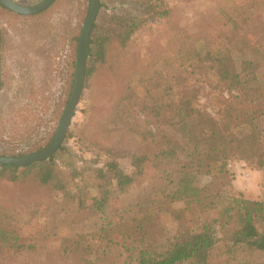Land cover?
Listing matches in <instances>:
<instances>
[{"label": "rangeland", "instance_id": "rangeland-1", "mask_svg": "<svg viewBox=\"0 0 264 264\" xmlns=\"http://www.w3.org/2000/svg\"><path fill=\"white\" fill-rule=\"evenodd\" d=\"M14 1L30 6L42 0ZM161 1L172 9L171 19L200 38V43L203 35L220 36L223 51H231L237 57L244 51L245 56H252L261 64L259 75L264 81V0ZM99 2L96 25H101L107 15L122 13L127 8L115 0ZM89 9V0H55L46 9L30 15L0 8L1 156L44 147L53 139L74 81L78 41L74 46L73 36L79 37ZM234 17L239 28L229 32ZM169 28L170 23L164 21L150 23L132 37L128 51L143 53L148 52L149 46L153 49L166 46ZM230 36H235L231 42ZM108 72L107 68L98 71L88 83L84 77L79 102L61 143L67 146L68 153L55 156L72 194L77 188L94 193L93 185L98 180L91 172L82 179L69 180L72 171L64 167L66 162L83 171L93 163L96 166L115 161L125 173L139 174L131 158L122 151L135 152L139 148L128 132L133 126L141 132L149 129L156 136L169 134L183 146L187 145L180 124L139 114L134 107H129L117 123L114 103L120 85L105 76ZM163 72L166 83L150 92L149 104L178 103L187 94L197 108L218 116L217 100L228 93L212 72L191 77L185 84H178L169 71L163 69ZM127 144H131L129 149ZM106 149L113 155L105 153ZM226 169L233 175L227 189L236 192V186H243L247 196L264 201V168L255 170L242 160L230 159ZM154 173L147 169L112 206L123 208L133 203L157 179ZM181 175V172L175 174L170 191L178 186ZM209 179L200 176L199 185ZM43 190L46 189L0 179V198L13 215L7 224L12 232L8 231L7 235L18 236L11 248H0V264H130L125 248L139 237L132 214L122 220H116L113 211L103 213L102 217L94 216L91 210L80 209L73 195ZM184 205L183 200L172 203L175 208ZM108 221L113 225L103 230L101 225ZM159 223L158 229L164 236L173 235L178 227L167 211L161 210ZM214 230L220 244L226 241L229 229L215 226ZM220 252V248L213 252L211 264L221 261ZM251 257L258 264L264 263L262 252L252 253Z\"/></svg>", "mask_w": 264, "mask_h": 264}, {"label": "trees", "instance_id": "trees-1", "mask_svg": "<svg viewBox=\"0 0 264 264\" xmlns=\"http://www.w3.org/2000/svg\"><path fill=\"white\" fill-rule=\"evenodd\" d=\"M115 1L126 4L127 8L122 13L107 15L101 25L93 23L85 59V83L107 68L109 72L105 76L120 85L114 103L117 123L129 107H134L139 114L180 124L187 145L183 146L169 134L156 136L149 129L141 132L133 126L128 132L139 148L135 152L122 151L131 158L138 175L125 173L115 161L96 166L93 163L83 171L66 162L64 167L72 171L69 180L82 179L87 172L94 175L98 180L93 185L94 193L77 188L79 190L72 194L68 189L55 159L56 155L68 153L63 144L48 159L23 166L0 164V179L73 195L79 208L91 210L94 216L102 217L103 213L113 211L116 220H122L132 214L139 237L125 248L130 264H211L212 254L218 248L221 249L218 264H258L251 254L264 253V201L249 197L242 190L227 189L233 175L226 165L228 160L238 159L252 169L264 168L261 64L252 56H245L244 51L239 57L231 51H223L220 36L203 35L200 43V38L171 19L172 9L161 0ZM0 8L7 9L1 4ZM231 19L233 25L229 32L238 31L237 17ZM156 21L170 23L167 45L154 49L149 46L148 52L143 53L129 52L132 37ZM229 38L231 42L235 36ZM2 41L0 29V50ZM77 41L78 36H73L74 46ZM163 69L169 71L178 84L212 72L228 93L227 97L216 99L218 116L197 108L187 94L178 103L149 104L150 92L166 83ZM2 87L0 80V90ZM49 144L8 156H24L43 150ZM129 146L131 144H127L126 149ZM105 153L113 155L108 149ZM147 169L153 170L157 177L146 187L147 191L123 208L113 207L116 198L133 186ZM177 172L182 174L178 186L170 191ZM200 176L210 179L199 185ZM177 200H183L185 205L173 207L172 203ZM161 210L167 211L178 223L173 235L164 236L158 229ZM12 217L11 210L0 198V248L9 249L18 239L16 234L7 235L11 231L7 224ZM111 225L113 223L108 221L101 228L109 230ZM215 226L229 229L222 244ZM245 251L249 255L244 254Z\"/></svg>", "mask_w": 264, "mask_h": 264}, {"label": "water", "instance_id": "water-1", "mask_svg": "<svg viewBox=\"0 0 264 264\" xmlns=\"http://www.w3.org/2000/svg\"><path fill=\"white\" fill-rule=\"evenodd\" d=\"M54 1L55 0H42L41 2L35 5L27 6V5L19 4L14 0H0V4L12 12L18 14L30 15L41 12L42 10L46 9L50 4H52ZM99 7H100L99 0H90V9L81 27V31L78 37L72 91L68 98V101L66 102L63 108L60 119L58 121L56 132L50 144L43 150L26 154L20 157H7L0 155V164L23 166L34 161L48 159L61 145L83 90L84 77H85V73H84L85 59L89 51L90 33L93 29L92 25L99 11Z\"/></svg>", "mask_w": 264, "mask_h": 264}, {"label": "crops", "instance_id": "crops-1", "mask_svg": "<svg viewBox=\"0 0 264 264\" xmlns=\"http://www.w3.org/2000/svg\"><path fill=\"white\" fill-rule=\"evenodd\" d=\"M235 182H236V181H235ZM236 188H237L238 190H242V191L245 190V188H243V186H236Z\"/></svg>", "mask_w": 264, "mask_h": 264}, {"label": "built area", "instance_id": "built-area-1", "mask_svg": "<svg viewBox=\"0 0 264 264\" xmlns=\"http://www.w3.org/2000/svg\"><path fill=\"white\" fill-rule=\"evenodd\" d=\"M231 165H232V164L229 162V163H228V166L230 167Z\"/></svg>", "mask_w": 264, "mask_h": 264}]
</instances>
